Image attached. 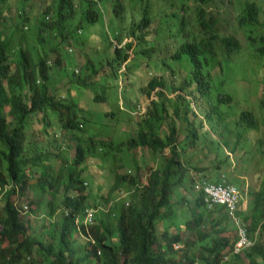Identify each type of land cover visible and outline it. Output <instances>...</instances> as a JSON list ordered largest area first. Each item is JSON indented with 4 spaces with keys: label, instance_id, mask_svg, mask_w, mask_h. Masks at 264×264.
<instances>
[{
    "label": "trees",
    "instance_id": "1",
    "mask_svg": "<svg viewBox=\"0 0 264 264\" xmlns=\"http://www.w3.org/2000/svg\"><path fill=\"white\" fill-rule=\"evenodd\" d=\"M20 1L21 11L15 20L11 17L13 11L8 10L6 13L3 10L8 0H0V264H264V180L259 185L254 178L253 184L259 185V188L252 189L244 197L248 201L247 211L240 208L244 199L240 188L246 187V183H237L242 180L231 181L234 184L229 182L239 192L241 200L238 208L226 211V205L212 207L199 196L189 217L183 209L180 212L176 210L186 201L179 190H192L189 170L184 166V163L189 162L187 158L194 156L189 154L190 151L200 154L220 144L231 145L233 131L230 124L233 129L248 130L247 133L259 132L260 122L253 113L244 111L237 116L231 109L223 108L222 105L230 106L234 101L233 93L222 91V85L218 86L216 92L213 91L215 81L212 62L216 60L218 67L223 70L229 61L228 56L213 59L217 54L211 50L213 44L201 40L197 44L184 45L172 56L177 62L185 63L187 60L191 67L190 81L178 88L196 103L202 97L210 99L208 112L198 124L193 112L182 109L181 104L185 99L181 95H177L176 98L181 102L175 103L178 107L175 105L172 112L165 109V103L153 102L148 114L143 113V121L138 118L134 122L136 129H130L128 125L131 116L136 118L137 115L133 114L136 109L124 113L120 107V111L128 118V133L136 135L122 148L151 153L155 157L152 173L145 185L140 186L137 174L133 175L126 169L127 165L132 166V162H120L113 156V164L126 172L120 175L114 168H109L114 179L112 185L104 196H95L88 192L86 184L91 181L94 189L98 177L112 159L96 151L90 157L85 156L84 148H91L90 142L93 141L95 145L96 140L85 133L77 134L85 131L86 123L77 122L80 102L71 97L70 88H67L68 94L52 93L48 85L53 73L50 62L52 60L58 69H62L60 74L70 78L72 87L78 85L84 91L82 94H91L92 99L103 102L109 97L106 93H99L98 89L103 88L101 83L108 86L119 81V64L126 63L129 57L126 50L131 48V44L118 49L110 41L106 49H100V43L92 41L98 33L86 31L101 19L98 7L107 0H99L98 4L95 0H55L57 5L48 7L42 16L36 6L37 0ZM141 1L131 0L126 7L138 5L140 9ZM159 1L162 0H145L142 11L134 14L135 21L126 24V29L139 43L143 37L137 38L138 30L150 35L151 40L155 39L157 31L148 14L149 10L166 7L153 4ZM116 2H108L113 5L106 3L109 11L123 8L124 4L118 6ZM171 2L176 3L174 0ZM185 2L181 0L183 10L187 7ZM54 13L58 17L50 22ZM77 14L81 15V21L74 25ZM258 14L256 4L245 5L244 12L239 15L238 25L232 28L255 24ZM198 15L201 21H205L203 11ZM138 18L141 19L136 25ZM113 22L114 19L110 20V24ZM206 23L203 26L210 32V23ZM32 31L36 33L32 35ZM49 32L59 41L57 47L50 50L47 45L53 40L49 39ZM124 37L125 31L120 29L113 38L122 43ZM250 40L256 41L251 36ZM222 43L226 44L228 55L235 50L242 51L240 41L232 33ZM38 44L42 46V52ZM151 50V47L146 48L138 57L144 62H138L135 68L132 63L125 73H121L125 77L132 74L131 82L134 74L149 81L148 88L140 89L138 94L146 104L157 88H165L164 76L151 79V73L139 72L143 63L145 67L152 64L149 55ZM97 51L100 56L92 58L90 53L95 55ZM77 60L83 65L79 67ZM163 70L162 67L160 71L163 73ZM258 94H261V106L264 108V88ZM160 100H164V95L160 94ZM128 105L126 103L127 108ZM52 112L56 113L55 119L64 124L67 133L72 131L79 135L73 137V140H81V143L75 166L70 169L78 172L79 178L74 179L76 173L71 172L64 192H50L45 182L46 176H37L36 187L43 195L49 194L50 200L34 198L28 202L23 198L32 187L30 170L33 165L24 157L25 132L31 128L34 119L41 123L47 119L46 114L52 115ZM115 114L109 111L107 117ZM92 117L97 120L101 114L93 113ZM37 128L42 129L39 126ZM202 131L205 140L201 138ZM208 131H211L214 139L210 138ZM263 143L264 140H260V144ZM66 153L60 151L57 157L64 161L63 167L68 170ZM183 153L186 158L182 156ZM89 158L98 160V164L83 170L81 167L88 163ZM100 160L103 166L99 165ZM186 178L190 181L188 184ZM218 179L221 180V176ZM125 196L129 200L127 206L123 200ZM113 199L114 206L108 213L104 212L100 200L104 201L103 206H108ZM92 209L98 211L92 225H78V220L85 218L87 211ZM212 216L215 218L212 219ZM235 218H240L243 227H248L247 222L251 220L248 231L255 244L242 255L232 254V248L238 240ZM40 219H43L41 223ZM81 231L90 242L84 248H77L73 238Z\"/></svg>",
    "mask_w": 264,
    "mask_h": 264
},
{
    "label": "rangeland",
    "instance_id": "2",
    "mask_svg": "<svg viewBox=\"0 0 264 264\" xmlns=\"http://www.w3.org/2000/svg\"><path fill=\"white\" fill-rule=\"evenodd\" d=\"M53 1L54 4H52V0H37L36 6L37 8H39L40 16H42L41 14L43 12H46L48 7H54L57 5L58 2L55 0ZM110 1L116 0L104 1L99 7V9H101L100 12L102 13L103 17L95 25H92L86 30L87 32L92 30L98 33L95 34V37L92 39V41L100 43V49H106L108 47V44L110 43L109 36L114 37L115 31L124 29L123 25L120 24L117 20H115L114 27L106 24L107 16L109 13L105 9V4ZM130 1L131 0H123V2L120 3L126 6ZM167 1L171 2V0H162L157 3H153L166 5V7L152 9V12H149L152 17H155L156 22L155 32L157 31V34L154 40H150V35H146V33L141 30H138L136 33L137 38L145 37V39H143L140 43L137 39L132 37H130L132 40H128L129 38L124 40L123 43H128L130 41L133 42L131 49L127 51V54H129V60L126 63L132 62L134 66L133 68H135V64L145 61L144 59H138L142 51L146 48L151 47L152 50L149 55L151 56L152 64H150L149 67H145V64L143 63L144 66H140L141 69L139 72L144 74L151 73L152 75L149 76V78L151 79L153 77L160 78L164 76L163 79L165 88H158L154 93H152V97L154 98L153 102L159 104L165 103V109H168L169 112H172L175 108V103L181 102L176 98L177 95H181L183 99L186 98L187 100H189L186 102H182V109H187L193 112L196 118H198V120H195L196 124H198L200 123L201 119L205 118V115L208 112V102L210 99L209 97H202L199 103H196L194 100L188 99L187 97H189V95L178 88L186 82L190 81V68L184 62L178 63L173 60L171 58V53L177 52L176 48L182 42V39L180 37L183 35V33L190 31L193 32L195 30V27L192 29V26L196 22H198L197 11L195 9L197 7H200V3H195V0H188L189 5L185 8V10H183L181 0H174V2L176 3H172L169 8L166 4ZM20 3V0H8L3 10L6 13L9 12L8 10H10L11 12L13 11L11 17L16 20L19 12L21 11ZM98 3L99 2H97V4ZM143 3L144 1H142V5H140L139 12H141V9H143ZM250 3H254L261 8L260 23L258 24V26L255 23L253 24L254 26L248 29L251 30V37L255 38L256 41L253 42L249 39L247 29H245V32L243 30H240L237 33V36L241 40L240 43L242 46V51L239 52L237 56L233 57V59H229L234 63L228 64L226 70H221L218 67V62L215 60L213 61L212 72L213 74H215L214 81H216L217 83L215 87H213V91L216 92L218 90L219 83H221L222 91L229 92V94L233 93L235 95L234 101L230 106H228L227 104L222 105L223 108L231 109L234 113L237 114V116H240V114L244 111H248L253 114L255 113L260 122V128L257 130L259 132L247 134L246 137L239 142L236 153L234 152V149L231 145H224L225 149H217L214 147L210 151L200 154H194L192 153V151H190L189 154L194 156L191 157V159L189 157L187 158L192 163L191 167H189L190 175L192 172L193 174H197L195 168H199L210 180L211 178L213 179L217 176L222 175L226 178V180H228V182H236L238 180H242L238 182L237 185L243 184L244 181L246 183V187L240 188L243 198L247 193H250L252 189H258L259 185H261L264 180V143L260 144V140H264V115L261 113V111H259L262 106L260 98L261 95L258 94V91L261 90L262 92L264 88V56H261L260 53L257 52L258 48L264 46V40H261V37L264 36V0H212V3L209 6V2L202 5L203 7H209L210 9L208 11L220 18V24L218 25L220 28V34L222 36H228L232 33V26L237 25V21L235 20V18L237 15L239 17L241 13V6L243 12V5H249ZM131 6L132 5L126 7V24L135 21L136 19L134 14L138 11V5H133V8H131ZM190 6H192V8L194 9H192ZM8 7H10V9H8ZM57 17V13L52 14L50 22L56 20ZM75 19L76 21L73 24L77 25V23H80L81 21V15L77 14L75 16ZM140 19L141 18H138L136 20V25L137 23H139ZM159 25H161V28L158 27ZM35 33L36 31L31 32L32 35H34ZM127 33L128 31L126 29L125 36L127 35ZM49 39L53 41L47 45V49L50 50L57 47L59 41L55 40L51 32H49ZM113 40L119 43L118 40ZM40 46L41 45L38 44V49H40L41 51L42 46ZM90 54L93 56L92 58H97L100 56V53L98 51L95 55H93L92 52ZM159 58L160 60L159 62H157ZM77 61L79 67L83 65L80 60ZM50 63H52L51 66L53 73L48 85L51 87L52 93L56 95H59L60 93L68 94L69 91L67 88H70L71 97L76 102H80V109L77 114V122H80L81 124L86 123V129L84 132H78L77 134L85 133L89 137L96 139V144L94 145V142L92 141L90 142L89 146L91 147L92 145H94V152L96 151L100 153V155L103 157L108 155L106 158L112 159V161L106 164L102 174L98 177L96 186L94 184V189L92 188L91 181H89L88 192H92L95 196L98 194L104 196L106 192H108V189L112 185L111 182H113L114 180L113 175L110 173L112 171L111 169L109 170V168H114V170H116L120 175H123L126 172L122 168H117L115 164H113V156L118 157L120 162H126V160L128 164L132 162V166L127 165L128 168L126 169H129L133 175L137 174V179L140 186L145 185V183L149 179L150 174L152 173L155 157L153 158L151 153L146 154L144 153L145 151L142 150L129 151L126 148L123 151L119 150L122 149V145L124 143H128L131 138L136 137V135H130L128 133L129 129L128 127H126L128 118L124 113L130 112V110L134 108L138 113V108H140L148 114L149 107L153 103L150 101H148L147 104L146 101L142 102V98L138 95L140 89L144 90L148 88L149 81L143 80V76L134 74L131 82L130 78L132 74L130 75V77L128 75L127 77H125V74L120 73L118 82L109 83L108 86L104 83H101V85H103V88L101 87L98 89L99 93H106L109 99L107 101L100 102L92 99L91 94H82V92L84 91L81 90V88H78V85H74L72 87L69 80L70 78L64 74L59 73V71L62 69H58L56 64H53L52 60ZM116 65L118 64L116 63ZM75 66H77V64H75ZM162 67L164 69L163 73L160 71ZM119 69H121L122 71V68ZM125 69L127 70V67ZM219 70L223 71V75H219ZM123 73H125L124 70ZM126 78H128V82H126ZM124 93H126V95H124ZM160 94L164 95L163 101L160 100ZM213 100L214 102H216V97H214ZM126 103L129 104L128 108L126 107ZM120 107L122 108V111L124 113L120 111ZM109 111L116 113L115 116L108 118L107 112ZM143 111L135 116L136 118L131 116L129 120L130 123H128L130 129L137 128L134 122L138 118L143 121ZM136 112H133V114H136ZM93 113L101 114V118L97 120L93 119ZM55 117V112H52V115L46 114L47 119L45 120V122L38 124V126L42 128L41 131L30 129L28 133H30L33 143L40 149H42L43 152H52L53 148L50 141L51 139H55L56 134H54L53 130L58 131L56 127L57 125H59V133H57L61 135L59 143H65L64 145L68 150L66 152L71 154V156L69 157V162L72 163V161L77 157L78 150L76 147L77 140H73V137L79 135L73 134L72 131L67 133L68 130L64 128V124L55 119ZM168 122L169 120H167V123ZM46 123L54 125L56 124V126H54L51 131L52 134H54V138H51V135L49 134L50 131L47 130ZM32 124L36 125L37 121L34 119ZM42 124L45 125L42 127ZM175 124L178 125L179 122L176 121ZM230 127L233 130L232 124H230ZM247 131L248 130H243L240 133L246 134ZM66 133L68 134V136L64 137L62 134ZM207 133L210 134V138H215L213 135H211V131H208ZM201 138L205 140L203 131L201 132ZM89 139L90 138H88L87 140ZM247 139H250L249 142H247ZM232 141L233 140L230 139L231 143ZM0 148H2L1 145ZM114 148L116 150H114ZM126 154H128L129 156ZM182 156L184 157L185 154L183 153ZM49 161H53L55 163L53 158L49 159ZM61 162L62 161H59V163ZM220 162L224 163L220 164ZM97 164L98 162L96 160L91 159L83 167V170L92 168ZM99 165H104L102 160L99 161ZM57 166V169H59V165ZM121 166L122 165L120 164L119 167ZM218 166L220 167L219 170L217 169ZM2 168H4V166H2ZM254 178L258 180V186L253 184ZM186 179V184H188L190 181L188 180V178ZM248 186L250 187L247 188ZM101 187H103V189ZM179 191L181 193V197L183 199H186V201L182 202L178 207H176V210L180 212L181 209H183L184 213H187L189 217L196 204L198 194L194 191V189L192 190L194 191L193 193L192 191L190 192L186 189ZM72 196H75V193H72ZM34 198L38 200L46 199V201H49L50 195H43L42 192H39L35 182L32 183V187L29 188L23 200L29 202L31 200H34ZM125 198L126 199L123 200L125 201L127 206V204L129 203L128 196H125ZM246 201V198H244L242 201L243 208L246 205ZM100 203L102 204L103 211L108 213L109 209L114 206V199L108 203V206L106 204L103 206L104 201L102 200H100ZM100 214L101 213L99 212L98 215ZM214 218L215 216H212V219ZM42 221L43 219H40L39 223H41ZM207 228L208 226L206 227V229ZM73 240L77 248H84L89 244V238L85 236L82 237L80 234L75 235Z\"/></svg>",
    "mask_w": 264,
    "mask_h": 264
},
{
    "label": "clouds",
    "instance_id": "3",
    "mask_svg": "<svg viewBox=\"0 0 264 264\" xmlns=\"http://www.w3.org/2000/svg\"><path fill=\"white\" fill-rule=\"evenodd\" d=\"M96 2H99V1H97V0H95ZM142 1H144V3H145V0H142ZM142 1H141V3H140V5H142ZM120 2H123V0H121V1H117L116 3H115V5H121V3ZM207 2H209V4H208V6L212 3V0H195V3H200L199 5H200V7H197L195 10L197 11V16H198V22H196L193 26H192V29L195 27V30L192 32V31H190V32H185V33H183V35L180 37L181 39H182V42L177 46V50L179 49V48H181V47H183L184 45H190V44H197L200 40L201 41H203V42H208V44H213V48L211 49L212 51H213V53L215 52V53H217L216 55H215V58H213V59H219V58H224L225 56H228V60L229 59H233V57H235V56H237V54L239 53V51L237 50H235L234 52H231V53H229V55H228V53L225 51V48H226V44H224V43H222V40L223 39H226V36H222L221 34H220V28H219V24H220V18H218L215 14H213V13H211V12H209L208 10L210 9L209 7H203L202 5H204L205 3H207ZM143 3V4H144ZM186 6H188L189 5V3H188V0H186ZM108 4H111V5H113L112 3H108ZM167 5H168V8L171 6V4H172V2H170V1H167V3H166ZM194 4V3H193ZM102 5V4H101ZM100 7V6H99ZM99 7H98V10H101V9H99ZM191 8H192V6H190ZM243 7L245 8V5H243ZM258 7V6H257ZM124 8V9H123ZM123 8L122 9H117L116 10V8L115 9H112V10H110L109 11V9H108V7H107V4H105V9H106V11L109 13L108 14V16H107V20H106V24H109V25H111V26H115V20H117L120 24H122L123 25V27H124V29H123V31H126V23H125V18H126V12L124 11V10H126L127 11V8H126V6H123ZM131 8H133L132 6H131ZM192 9H194V8H192ZM258 9H259V14H258V20H257V22H256V24H257V26H258V24L260 23V13H261V8L260 7H258ZM139 7H138V11L137 12H139ZM141 11H142V9H141ZM152 12V10H149V12ZM201 11H203L204 12V18H205V21H201L200 20V18H199V12H201ZM120 12V14H117V13H119ZM240 12H242V6H241V10H240ZM243 12H244V10H243ZM169 15V14H168ZM195 16V15H194ZM103 17V15H102V13H101V18ZM148 17H149V20H151L152 22H153V26H155V24H156V22H155V17L153 16H151L150 15V13L148 14ZM213 18H215V20H216V22L214 21V19ZM238 15L236 16V18H235V20L237 21V25H238V23H239V20H238ZM114 19V22L112 23V24H110V20H113ZM206 22H208V23H210V26H211V29H210V32H208L207 31V29L203 26V24H207ZM236 25V26H237ZM159 26H161V25H159ZM158 26V27H159ZM252 26H254V25H248L247 27H243V28H232V34H234V35H236L237 36V33L240 31V30H243L244 32H245V29H249V28H251ZM119 31L120 30H118V31H115V35H117L118 33H119ZM128 31V30H127ZM252 34H251V30H248V37H249V39H250V36H251ZM110 38V41L111 42H113V44H114V47L115 48H118V49H122L123 47H125L126 46V44H131V47H132V45H133V42L132 41H130V42H128V43H123L124 42V40L125 39H128V40H132L130 37H132V38H134L131 34H130V32L128 31V33H127V35L124 37V39H123V42L122 43H118V42H115L113 39H115V38H113L112 36H109ZM144 39H145V37H143ZM143 38H142V40H143ZM237 38H238V40L241 42V40H240V38L237 36ZM116 41H117V39H115ZM151 40V39H150ZM261 40H264V36H262L261 37ZM247 42H248V40H247ZM241 44V43H240ZM131 49V48H130ZM240 49H242V46H241V48ZM129 50V49H128ZM128 50H126V54H127V51ZM257 52H259L260 53V55L261 56H264V46L263 47H260V48H258L257 49ZM174 54H176V52H174V53H171V58H172V56L174 55ZM127 55H129V54H127ZM187 58H189V57H187ZM173 59V58H172ZM128 60H129V57H128V59H127V61L126 62H128ZM174 60V59H173ZM216 61V60H215ZM177 62V61H176ZM131 63L132 62H130V63H125L124 65H120L119 64V66H120V68H122V71H121V73H123V70L126 72L127 70H128V68H129V66L131 65ZM179 63V62H178ZM185 63L189 66V68H190V70H191V67H190V65L188 64L189 62L186 60L185 61ZM234 62H232L231 60H229L225 65H224V68H223V70H226V67H227V65L228 64H233ZM127 64V65H126ZM212 64H213V62H212ZM127 67V70L125 69ZM215 75V74H214ZM219 75H223V72H221L220 70H219ZM215 80V76H214V78H213V81ZM217 83H216V81H215V85H216ZM220 85H222L221 83H219V85L218 86H220ZM158 89V88H157ZM156 91V90H155ZM154 91V92H155ZM261 95V94H260ZM188 99H190L189 97H187ZM191 100V99H190ZM148 101H150V102H153L154 101V98L153 97H151V99L150 100H148ZM147 101V102H148ZM186 101H189V100H187L186 98H185V101H183V102H186ZM149 104V103H148ZM176 105V104H175ZM177 106V105H176ZM178 107V106H177ZM181 107H182V104H181ZM183 108V107H182ZM138 110H139V112L137 113L136 112V115H138V114H140L143 110H141L140 108H138ZM259 111H261V113L264 115V108H261V109H259ZM143 113H144V111H143ZM254 115L257 117V115L254 113ZM257 119H258V117H257ZM258 121H259V119H258ZM42 122H45V119H43L42 120ZM41 122V123H42ZM38 124H39V121H37V124L36 125H32L31 126V128H29V130L30 129H34V130H36V131H41V130H39L37 127H38ZM45 124H42V127L44 126ZM46 126H47V130L48 131H50V135H51V138H54V134H56L55 135V139H51V141H50V143H51V145H52V148H53V151L52 152H50V151H46V152H43L42 151V149H40L38 146H36L34 143H33V141H32V138H31V136H30V133H28V131H26L25 132V134H26V143H25V151H24V157L25 158H27V159H29V162L33 165V166H31V170H30V173H31V179H30V183H31V185H32V183H35L36 182V184H37V176L39 177V176H42V175H45L46 176V179H45V182L48 184V190L51 192V191H53L54 190V192H56V191H59V190H61V191H65V185L67 184V180H68V178L70 177V174H71V172H75L76 173V175H75V177H74V179H78L79 178V173L78 172H76V171H70V169L73 167V166H75V161L77 160V158H78V151H79V145H80V143H81V140H77V143H76V147H77V157L72 161V163H70L69 162V157L71 156V154L70 153H66V154H64L65 155V157L68 159V170L67 169H64V167H63V165H64V161H62V160H60L58 157H57V153L58 152H60V151H63V152H66V151H68L67 150V148H66V146L64 145L65 143H63V144H61V143H59L60 142V137H61V135L60 134H57V133H59V125H57V127H56V129L58 130V131H55V130H53V132H54V134H52V128L54 127V126H56V124L54 125V124H47L46 123ZM233 131V133H232V136H231V139L233 140L232 141V143H231V146L233 147V149H234V152L236 153V150H237V147H238V144H239V142L241 141V140H243L245 137H246V135L247 134H249V133H246V134H241L240 132L241 131H243V129L242 128H237V129H233L232 130ZM64 137H66V134H62ZM96 140V139H95ZM249 140L250 139H247V142H249ZM67 145V144H66ZM123 145H126V143H124ZM122 145V146H123ZM93 147H94V145H92L91 146V148H84V151H85V156L86 157H90L91 155H93L94 154V150H93ZM215 148H217V149H225L224 148V144H220V146L219 147H215ZM114 150H116L115 148H114ZM119 150V149H118ZM124 149L122 148L121 150H119V151H123ZM128 155V154H127ZM51 158H53V160L55 161V163L53 162V161H49V159H51ZM91 159H94V158H89L88 159V161L89 160H91ZM116 159L117 160H119L118 159V157H116ZM94 160H96V159H94ZM59 161H62L61 163H59ZM97 162H98V160H96ZM189 161V160H188ZM183 162H185L184 161V159H183ZM182 162V163H183ZM224 162H220V164H223ZM57 165H59V169H57ZM86 165V164H85ZM84 165V166H85ZM191 165H192V163H191V161H189L188 163H184V166H185V168L187 167L188 168V170L190 171V168L189 167H191ZM84 166H82L81 168L83 169V167ZM218 170L220 169V167L218 166V168H217ZM195 171L197 172V174H193V172L191 173V175H190V172H189V179H191L192 180V190L194 189V191L198 194V196H197V198L199 197V196H201L202 198H203V201L205 202V203H208V199H209V196H208V194H207V192H206V187L208 186V185H216V186H224V187H227V188H234L235 190H236V192H237V194H236V196H234L235 197V199H234V203H233V205L231 206V207H229V205L228 204H222V206L223 205H226L227 206V209H226V211L228 210V209H230V210H233V209H235V208H238V204H239V201L241 200V198H240V195H239V192H238V190H237V188L235 187V186H233V185H231V184H229V182H228V180H226V178L224 177V176H222L221 175V180H219L218 179V176L216 177V178H211V180L202 172V170H200L199 168H195ZM199 172V173H198ZM85 175V174H84ZM51 180V181H50ZM11 184H13L12 183V181L10 182ZM88 187H89V182L86 184ZM191 190V191H192ZM194 191H192V193L194 192ZM179 194H180V191H179ZM209 204V203H208ZM26 205V204H25ZM210 205V204H209ZM216 205H218V204H214L212 207H214V206H216ZM248 201H246V205H245V207L243 208L242 206L240 207L241 209H243V210H246L247 211V209H248ZM94 212V219H95V216L97 215V210H95V209H92V210H89V211H87V213L85 214V218H83L82 220L81 219H77L78 220V222H77V224L78 225H83L84 223L86 224V221H87V219H88V216H89V213L90 212ZM234 223H235V225L237 226V224L236 223H239L240 224V218H235L234 219ZM250 223H251V220L250 221H248L247 222V224H248V227H245L246 229H247V236H248V238L253 242V246H254V244H255V242L251 239L252 237H250V235H249V226H250ZM87 225V224H86ZM88 226V225H87ZM84 233L81 231L80 232V235L82 236V237H87L86 235H83ZM237 235H238V232H237ZM256 238V237H255ZM238 240H239V235H238ZM238 240H237V242H238ZM89 242H90V239H89ZM236 242V243H237ZM236 243H235V245H236ZM234 245V246H235ZM234 246H233V248H234ZM253 246L252 247H250L249 249H251V248H253ZM232 248V249H233ZM248 250V249H247ZM243 253H244V251H243ZM242 253V254H243ZM242 254H238V255H242Z\"/></svg>",
    "mask_w": 264,
    "mask_h": 264
},
{
    "label": "built area",
    "instance_id": "4",
    "mask_svg": "<svg viewBox=\"0 0 264 264\" xmlns=\"http://www.w3.org/2000/svg\"><path fill=\"white\" fill-rule=\"evenodd\" d=\"M206 192L209 196L208 203L210 205L214 204H228L231 207L234 203V199L237 194L234 188H227L224 186H216V185H208L206 187ZM94 222V212H90L86 224L92 225ZM237 224L239 240L233 248L232 254H242L243 251L249 249L253 246V242L247 236V229L241 226L239 223ZM227 260V258L225 259Z\"/></svg>",
    "mask_w": 264,
    "mask_h": 264
}]
</instances>
